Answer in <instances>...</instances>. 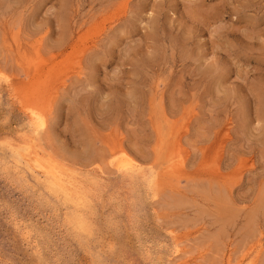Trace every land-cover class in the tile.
Returning a JSON list of instances; mask_svg holds the SVG:
<instances>
[{"label": "rangeland", "instance_id": "rangeland-1", "mask_svg": "<svg viewBox=\"0 0 264 264\" xmlns=\"http://www.w3.org/2000/svg\"><path fill=\"white\" fill-rule=\"evenodd\" d=\"M0 264H264V0H0Z\"/></svg>", "mask_w": 264, "mask_h": 264}, {"label": "bare ground", "instance_id": "bare-ground-1", "mask_svg": "<svg viewBox=\"0 0 264 264\" xmlns=\"http://www.w3.org/2000/svg\"><path fill=\"white\" fill-rule=\"evenodd\" d=\"M30 128H32L31 121H30ZM31 131H32V129H31ZM32 141H33V139H32ZM17 148H19V147H16V149ZM21 149H22V147H21ZM19 150H20V148H19ZM23 155L25 157V158L24 157L23 158L26 159V161L32 166L31 168L34 167V168H36V170L41 171V173L50 181V184L52 187H55L56 189L61 188V190L66 193V196L69 199L70 198L71 199H73V198L78 199L74 175L63 170L58 165V163L56 162L55 159L50 158V157L43 158L42 156H39L33 144L28 146V148L23 153ZM118 162H119L118 163L119 167H121L123 169H130V168L134 167L131 160H128V159L123 158V157ZM38 177H40V175H38Z\"/></svg>", "mask_w": 264, "mask_h": 264}]
</instances>
